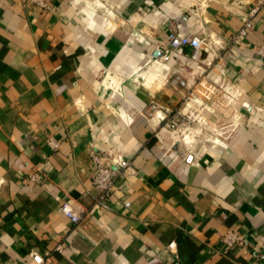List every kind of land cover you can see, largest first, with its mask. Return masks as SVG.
Wrapping results in <instances>:
<instances>
[{
  "label": "crops",
  "instance_id": "obj_1",
  "mask_svg": "<svg viewBox=\"0 0 264 264\" xmlns=\"http://www.w3.org/2000/svg\"><path fill=\"white\" fill-rule=\"evenodd\" d=\"M258 1L0 0V264H264V3L232 43ZM170 33L206 38L210 66L152 64ZM93 150L130 163L101 202ZM228 229L245 244L224 252Z\"/></svg>",
  "mask_w": 264,
  "mask_h": 264
},
{
  "label": "built area",
  "instance_id": "obj_2",
  "mask_svg": "<svg viewBox=\"0 0 264 264\" xmlns=\"http://www.w3.org/2000/svg\"><path fill=\"white\" fill-rule=\"evenodd\" d=\"M28 3L34 5L35 7L43 10H51V0H27ZM237 3H240L242 0H234ZM264 0H259L258 4L255 8L251 9L247 15L242 19V26L237 32L236 35L232 38V43L236 44L239 39L244 37L249 29L252 27V18L258 11L259 6H262ZM182 48H189L191 50L190 60L196 62L198 66L203 65L205 62L200 58L201 52L205 51L208 54L210 49V42L201 36H178L174 33H170L167 36V41L164 44L157 45L153 51L151 52V63L156 64L158 66H162L164 69H167L166 63L167 61L177 53ZM253 53L261 60L264 61V39L259 43V45L253 46L251 48ZM210 66L211 63H205ZM170 83L177 87H186V82L180 75L175 74L171 77ZM198 85L200 83L198 82ZM221 87L209 86L205 88L206 98L209 97L210 94H214L218 92ZM231 89L225 87L221 89L224 97H228L231 93ZM220 92V91H219ZM218 92V93H219ZM197 94H201L200 90H196ZM202 95V94H201ZM198 106L200 102L194 101ZM154 107H152L153 109ZM190 117H193L192 120H189ZM189 118L183 116L179 111H174L173 113H168L165 116H162V120L164 121L166 127L170 130H178L183 126H190L191 122H199L200 118H196L192 114H189ZM47 143L52 150H57L59 148V142L53 139L52 137H48ZM91 161H92V172H91V183L93 187L98 191V202L105 200L109 197L116 186V182L119 178H122L126 171L130 168V163L127 159L118 156V157H108L105 158L103 154L98 151H91L90 153ZM183 159L187 163H191L194 159V154L185 155ZM41 177L37 173H33L29 175V179L31 181H37ZM124 206L127 208L129 203H124ZM60 212L67 218V220L72 225H78L82 219V213L78 209H75L68 202H64L60 206ZM244 237L239 234L234 229H228L224 235L221 237V243L223 245L224 252L228 251L231 247L235 245L243 246ZM175 247V242H172L168 245L169 250H173ZM58 249H60L58 247ZM33 261L37 264L43 262V258L39 255H33Z\"/></svg>",
  "mask_w": 264,
  "mask_h": 264
}]
</instances>
